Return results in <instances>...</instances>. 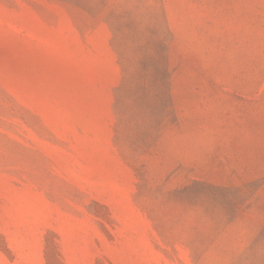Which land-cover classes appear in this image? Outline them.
I'll use <instances>...</instances> for the list:
<instances>
[{
	"label": "rangeland",
	"instance_id": "rangeland-1",
	"mask_svg": "<svg viewBox=\"0 0 264 264\" xmlns=\"http://www.w3.org/2000/svg\"><path fill=\"white\" fill-rule=\"evenodd\" d=\"M0 264H264V0H0Z\"/></svg>",
	"mask_w": 264,
	"mask_h": 264
}]
</instances>
